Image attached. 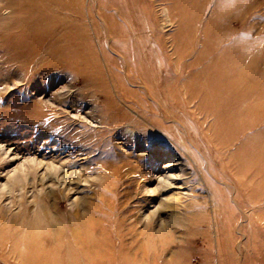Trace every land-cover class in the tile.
<instances>
[{
    "label": "rangeland",
    "instance_id": "1",
    "mask_svg": "<svg viewBox=\"0 0 264 264\" xmlns=\"http://www.w3.org/2000/svg\"><path fill=\"white\" fill-rule=\"evenodd\" d=\"M118 3L61 0L56 31L62 51L38 49L24 67V56L15 55L10 41L18 22L30 17L23 9L28 0H0V235L8 232L10 243L13 236L23 237V230L32 231L37 249L48 248L49 256L61 260L0 258V264H264L263 209L241 196L246 205L236 207L235 236L228 244L226 234L215 230L209 190L175 141L174 133L186 135L190 122H201L198 100L185 104V86L178 83L180 94L169 97L177 109L159 94L154 102L136 74L144 62L147 69L171 70L167 81L178 82L183 73L176 57L189 51L184 45L191 30L199 39L187 63L203 47L202 37L218 39L235 68L264 90V0H127L125 21L117 17ZM120 22L132 42L127 55L114 45L126 44L115 37L120 30L113 34ZM120 84L131 95L119 92ZM217 148L206 154L222 170L219 160L228 161L234 148L219 143ZM177 158L180 165H169ZM52 167L68 168L77 177L64 180L61 173L55 181ZM23 170L32 171L19 187L13 178ZM160 175L171 176L173 183L147 192L157 188ZM201 200L207 222L187 228L178 216L191 211L188 221L195 223L203 211L194 203ZM51 217L52 226H33ZM98 245L103 255L93 256L91 246ZM18 249L24 251L23 241Z\"/></svg>",
    "mask_w": 264,
    "mask_h": 264
},
{
    "label": "bare ground",
    "instance_id": "2",
    "mask_svg": "<svg viewBox=\"0 0 264 264\" xmlns=\"http://www.w3.org/2000/svg\"><path fill=\"white\" fill-rule=\"evenodd\" d=\"M60 1L28 0V7L25 6L23 8L25 12L27 11V14L28 12L31 14V8H34V10L31 15L28 14L30 17L27 20L25 18V21L19 20V30L14 36H11L10 42L11 48L16 51L14 52L15 55L24 56V67L31 59L29 57L36 56V50L38 49L48 47L55 53L62 51V45L59 43L62 39V34L56 31V11L58 10L56 5ZM118 1L117 17L125 21L122 17L128 18L130 15L127 0ZM203 29L204 35H206L205 33L208 32L209 24L205 25ZM112 30L113 34H116L120 30L121 32L117 33L115 37L120 39V43L122 41L126 42L125 45L123 43L122 45L114 43V45L120 51L124 52L125 55L129 54V45L132 42L128 39L126 26L120 22L112 27ZM190 31H188L190 36L184 45V48L187 46L189 51L181 54L178 52V56L176 57L178 65L182 64L179 68L180 72L183 73L182 77H178V82L167 81V76L170 75L171 70H160L153 66L147 69L144 62V64L142 63L140 65L136 74L145 80L144 87L146 93L154 102L160 95L167 103L169 102L167 106H171L174 101L169 99L171 97L170 95L173 94L175 97L180 94L177 88L178 83H182L185 86V104L195 99L198 100V108L202 112L201 122L198 124H195L197 121L190 122L188 127L191 130H187L186 135L183 134L182 136L174 133V138L179 145L181 143L182 148L186 149V152L191 157V162L194 164V168L203 180V185L209 190L210 197L212 196L211 199L213 201V207L210 210L215 221V230L222 235L225 233L228 243V237L230 236L233 239L235 236L233 227L236 221L235 217L238 216L236 207L238 205H246V203H243L244 200L241 199V196L247 195V199L245 200H248L254 206H259L264 212V90L254 85L253 79L249 74H246L247 72H241L235 68L234 65L236 62L233 58H230L229 50H219L220 40L218 39L212 41L208 36L207 39L206 36L202 37L203 47L199 49L196 58L187 63L186 57L190 54L189 52L194 48L199 39L195 33L193 36ZM49 37H52L53 41H50ZM181 42L184 43L185 41L182 40ZM132 47L136 55L139 48L134 45ZM132 58L129 55V62L133 61ZM194 64H199V66L194 67ZM130 73L132 74L134 71L132 70ZM135 77L137 76L135 75ZM117 78L120 77L118 76ZM159 79L161 82L158 81ZM117 87L122 94L131 95L125 90L123 85L120 84ZM138 105L142 109L145 106L142 100L138 101ZM174 106L177 109L178 105L175 102ZM209 118L211 119L210 122H208ZM166 128L167 132L172 134V126H166ZM218 143L226 147L232 146L234 148L228 161L219 160L222 170L217 168L216 160L206 154H211L215 151L218 152ZM1 152L2 150L0 149V155ZM180 164L181 161L177 158L174 164L169 165ZM169 165H166V167ZM228 166L231 169L229 172L226 171ZM51 170L53 172L52 178L58 182L61 173L64 180H71L77 177L75 172H69L68 168H64L62 172H59V169L53 167ZM30 171L32 170H23L20 174L15 175L13 182L18 184L19 187H23L28 182V174ZM172 180L169 175H160L158 177L157 188H147L146 191L156 193L158 190H162L173 183ZM4 186L7 185L5 184ZM197 189L200 190L199 193L203 190L201 187H197ZM148 195L150 196L151 194ZM205 203L203 200L200 203H194L197 209L203 211L195 223H189L188 221L192 215L191 211L180 212L178 217L180 220H187L188 223H185L187 228H198V226L207 222L205 216L207 205ZM51 218L47 219L43 224L36 222L33 226L35 228L39 227L40 229L46 224L52 226L54 224V218ZM88 226L89 224L87 226L85 225V228ZM95 230L97 229L95 228ZM7 235L8 232H3L0 235L3 239V241L0 240V258L3 261L11 259L12 261H61L57 257L52 258L49 256L51 252L49 253L48 248L37 249L36 243L32 242L33 238H35L32 231L23 230V237L18 238L13 236L10 243L6 240ZM20 241L24 243V251L18 249V243ZM80 242L83 246L89 243L88 241L85 244L83 243L84 241ZM93 243L95 244L97 242L94 241ZM48 244H52V241ZM99 245H101V242ZM99 245L98 247L91 246L90 254L93 256L95 254L103 255V250ZM5 248L10 250L6 254ZM80 249H82V246H80ZM86 251L88 250L86 249ZM90 254L85 252L84 257L89 256L86 261L91 260ZM256 255H258V252ZM96 259H98V256H96ZM124 259L131 261L129 257ZM134 259L137 261L139 258L135 255L133 256Z\"/></svg>",
    "mask_w": 264,
    "mask_h": 264
}]
</instances>
